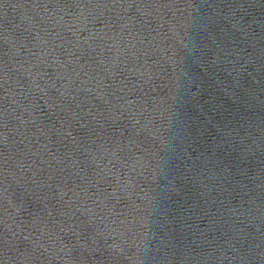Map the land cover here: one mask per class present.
Listing matches in <instances>:
<instances>
[{
	"label": "water",
	"instance_id": "1",
	"mask_svg": "<svg viewBox=\"0 0 264 264\" xmlns=\"http://www.w3.org/2000/svg\"><path fill=\"white\" fill-rule=\"evenodd\" d=\"M0 264H264V0H0Z\"/></svg>",
	"mask_w": 264,
	"mask_h": 264
}]
</instances>
